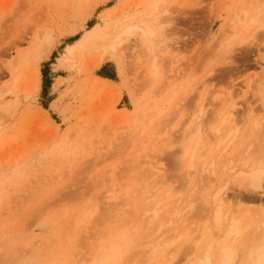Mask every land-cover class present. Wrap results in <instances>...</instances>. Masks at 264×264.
Segmentation results:
<instances>
[{
  "label": "rangeland",
  "instance_id": "obj_1",
  "mask_svg": "<svg viewBox=\"0 0 264 264\" xmlns=\"http://www.w3.org/2000/svg\"><path fill=\"white\" fill-rule=\"evenodd\" d=\"M148 1L0 0V99L11 102L0 110V264H91L109 224L100 207L136 194L128 161L141 160L143 180L154 172L169 193L182 181V141L201 102L191 144L217 113L229 111L239 135L263 115L264 93L246 80L264 76V29L249 24L247 45L221 36L235 15L264 11V0H163L151 36L136 28L112 39ZM101 41L106 59L94 68ZM162 144L172 148L155 150ZM233 192L264 202V182ZM91 204L73 230V214ZM107 253L97 264H137Z\"/></svg>",
  "mask_w": 264,
  "mask_h": 264
},
{
  "label": "bare ground",
  "instance_id": "obj_2",
  "mask_svg": "<svg viewBox=\"0 0 264 264\" xmlns=\"http://www.w3.org/2000/svg\"><path fill=\"white\" fill-rule=\"evenodd\" d=\"M162 1L149 0L146 11L138 16L137 21L129 25L123 23V28L112 39L120 34H130L136 28L145 37L151 36L153 26L160 22L156 11ZM246 15L245 12L229 19L228 30L221 38L225 37L230 43L234 40L239 46L249 44L253 37L249 24L264 29V11L257 10L252 16ZM112 39L107 42L110 48L113 46ZM105 44V41L100 42L103 51L94 61V68L106 59ZM150 56L147 70L152 76L156 72V54ZM227 59L225 57L224 60ZM10 75L15 81L14 69L10 70ZM246 83L248 89L264 93V76L254 81L247 79ZM33 86L37 89V84ZM12 90L8 88L6 91ZM18 98L19 95L13 91L12 100ZM9 104L11 102L0 99V110ZM202 107L203 102L198 108L199 116L182 141L180 186L168 193L164 178L148 171L145 175L151 179L145 177L144 181L142 174L145 172L140 171L143 162L137 158L128 161L126 173L131 174L135 168L132 177L137 181L134 187L136 194L133 199L103 203L106 208L100 207L109 224L94 238L91 264H97L96 261L106 256L108 251L111 254L127 252V259L137 264H264V202L256 205L253 199L242 198L239 193L228 194L233 187L238 190H261L263 187L264 100L263 115L253 114L250 127L242 135L238 134L236 123H229L227 111L215 114L205 129V139L198 134L191 144ZM164 148L171 149L172 144H162L155 150L160 152ZM159 159L156 158L153 163L156 164ZM148 163L151 164V161ZM135 201L138 204L134 209ZM94 208L95 204H91L75 212L69 226L78 230Z\"/></svg>",
  "mask_w": 264,
  "mask_h": 264
},
{
  "label": "trees",
  "instance_id": "obj_3",
  "mask_svg": "<svg viewBox=\"0 0 264 264\" xmlns=\"http://www.w3.org/2000/svg\"><path fill=\"white\" fill-rule=\"evenodd\" d=\"M98 74V73H97ZM45 76V75H44ZM45 84V77H44V79H43V85Z\"/></svg>",
  "mask_w": 264,
  "mask_h": 264
}]
</instances>
